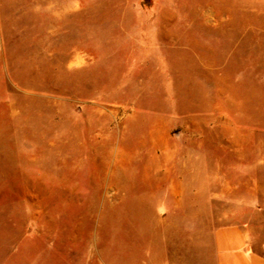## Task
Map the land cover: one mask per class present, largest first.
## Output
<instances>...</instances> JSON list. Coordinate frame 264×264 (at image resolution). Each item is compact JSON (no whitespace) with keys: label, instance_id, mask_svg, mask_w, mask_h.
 I'll return each mask as SVG.
<instances>
[{"label":"rangeland","instance_id":"obj_1","mask_svg":"<svg viewBox=\"0 0 264 264\" xmlns=\"http://www.w3.org/2000/svg\"><path fill=\"white\" fill-rule=\"evenodd\" d=\"M231 120L264 124V0H0V264H196L245 213Z\"/></svg>","mask_w":264,"mask_h":264},{"label":"crops","instance_id":"obj_2","mask_svg":"<svg viewBox=\"0 0 264 264\" xmlns=\"http://www.w3.org/2000/svg\"><path fill=\"white\" fill-rule=\"evenodd\" d=\"M230 123L229 132L219 131L217 127L215 139L230 141V156L236 154L238 158L235 166L231 164V171L235 169L245 178L246 194L239 204L240 211L244 209L245 213L237 221L213 230L211 252L205 255L198 251L196 264H264V256L253 247L251 223L258 221L260 214L264 215V124H238L235 133L232 120ZM235 139H244L249 147L243 151L237 144L235 149Z\"/></svg>","mask_w":264,"mask_h":264}]
</instances>
